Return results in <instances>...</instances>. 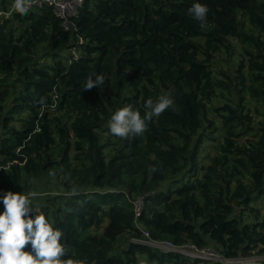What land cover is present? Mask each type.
Segmentation results:
<instances>
[{"label": "trees", "instance_id": "trees-1", "mask_svg": "<svg viewBox=\"0 0 264 264\" xmlns=\"http://www.w3.org/2000/svg\"><path fill=\"white\" fill-rule=\"evenodd\" d=\"M203 2L201 26L193 0H84L65 29L51 6L25 13L0 0V185L60 173L66 190L37 209L62 230L74 264H221L162 252L141 240L143 228L224 257L264 253V0ZM231 36L245 55L239 94L215 104L226 84L211 62ZM94 72L107 76L103 85L82 88ZM169 89L175 107L144 133L108 130L117 108L143 114L146 99ZM245 93L260 118L243 111ZM204 122L219 131L208 161L199 149L215 136Z\"/></svg>", "mask_w": 264, "mask_h": 264}, {"label": "clouds", "instance_id": "clouds-1", "mask_svg": "<svg viewBox=\"0 0 264 264\" xmlns=\"http://www.w3.org/2000/svg\"><path fill=\"white\" fill-rule=\"evenodd\" d=\"M33 2L14 0L13 7L27 13ZM188 12L200 21L201 26L207 22L209 8L203 0H193ZM106 77L101 72L90 73L82 88L101 86ZM44 100L45 97L41 96L40 102ZM174 107V97L169 89L156 99H146L143 114L132 104L117 108L112 112L107 127L119 137L139 136L148 127V121ZM35 196L34 191L8 190L0 194V202L4 205L0 211V264H74L73 259L66 258L68 249L62 241V230L54 227L44 212L38 211L34 204ZM28 242L31 243V251L24 249Z\"/></svg>", "mask_w": 264, "mask_h": 264}, {"label": "rangeland", "instance_id": "rangeland-1", "mask_svg": "<svg viewBox=\"0 0 264 264\" xmlns=\"http://www.w3.org/2000/svg\"><path fill=\"white\" fill-rule=\"evenodd\" d=\"M1 14V10H0ZM256 32V31H255ZM76 53V52H75ZM241 57H245L244 50L237 39L236 36H231L229 38L228 47H225L221 49L220 51L216 52L214 54V59L211 62V69L214 74V76L221 80L223 83L226 84V87H223L222 85L220 87H217L215 90V98L213 99V102L215 104L217 103H223L224 101L233 102L235 98H237L239 93H236L238 89V63L240 61ZM243 71L246 72L247 68H243ZM249 94L245 93V100L243 101L244 112H249V114L252 115L253 120H256L261 117L260 114L256 112L255 106H260L255 102V100L251 99L248 100ZM215 124H219V121L215 117L214 119ZM206 125L207 123L204 122ZM208 126V127H207ZM211 125H206V132H208V135L215 136V139H204L202 142V145L199 149L200 159L202 161H208L209 154H212L214 151V140H219V131H215V129H211ZM210 130V131H209ZM109 149V147L105 148V150ZM113 150H109L108 153H112ZM73 154V151L70 152ZM60 173L58 171H50V170H41V173L29 178L26 181H22L21 185L15 189H12V191H34L36 193V196L34 198V204L38 208L40 205V199L48 194L52 193H63L66 189L65 186L61 183V178L59 176ZM3 186L0 185V194H3L4 192L10 190V189H4ZM137 197V196H136ZM136 199L135 201H137ZM139 201L136 202V204ZM264 203V199H263ZM4 208V205L2 202H0V211H2ZM248 214V213H246ZM262 215V214H260ZM248 220H254L255 219V212H251L246 216ZM191 261V260H190ZM222 264V263H221Z\"/></svg>", "mask_w": 264, "mask_h": 264}, {"label": "built area", "instance_id": "built-area-1", "mask_svg": "<svg viewBox=\"0 0 264 264\" xmlns=\"http://www.w3.org/2000/svg\"><path fill=\"white\" fill-rule=\"evenodd\" d=\"M84 0H34L33 7L41 8L42 6H51L55 14L62 20L65 29L72 27L71 17L77 13L82 6ZM72 52L76 55V50L73 48ZM139 201L137 204L135 201ZM133 207L136 214H139L143 207V199L137 196L133 201ZM143 242L159 248L162 252H176L183 254L190 259H207L212 262H220L222 264H244L245 262H257L264 264V253L252 254L250 256L224 257L221 256L214 248L210 246L197 247L191 242L182 244L173 243L169 239H155L151 237L147 228L142 229Z\"/></svg>", "mask_w": 264, "mask_h": 264}, {"label": "water", "instance_id": "water-1", "mask_svg": "<svg viewBox=\"0 0 264 264\" xmlns=\"http://www.w3.org/2000/svg\"><path fill=\"white\" fill-rule=\"evenodd\" d=\"M244 264H260V263H257V262H245Z\"/></svg>", "mask_w": 264, "mask_h": 264}, {"label": "bare ground", "instance_id": "bare-ground-1", "mask_svg": "<svg viewBox=\"0 0 264 264\" xmlns=\"http://www.w3.org/2000/svg\"><path fill=\"white\" fill-rule=\"evenodd\" d=\"M62 23V22H61Z\"/></svg>", "mask_w": 264, "mask_h": 264}]
</instances>
